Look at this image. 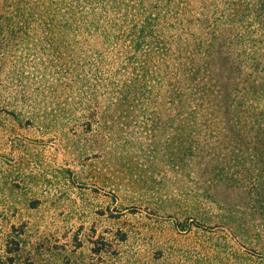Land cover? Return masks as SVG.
Masks as SVG:
<instances>
[{"label": "rangeland", "instance_id": "rangeland-1", "mask_svg": "<svg viewBox=\"0 0 264 264\" xmlns=\"http://www.w3.org/2000/svg\"><path fill=\"white\" fill-rule=\"evenodd\" d=\"M58 2L54 21L71 17L72 9L79 23L57 51L48 41L58 36L35 29L3 68L0 90L14 92L20 82L10 74L23 73L28 105L13 114L0 110V258L7 264H264V230L233 227L235 215L212 201L221 195L234 204L236 196L221 187L195 192L192 178L173 172L159 155L149 168L136 147L119 145L109 154L106 147H85L87 87L100 73L106 77L119 47L112 42L99 65L97 34L86 18L100 3ZM104 9L99 18L106 28L114 13ZM98 97L108 102L101 90ZM131 119L137 138L145 136L148 119Z\"/></svg>", "mask_w": 264, "mask_h": 264}, {"label": "trees", "instance_id": "trees-1", "mask_svg": "<svg viewBox=\"0 0 264 264\" xmlns=\"http://www.w3.org/2000/svg\"><path fill=\"white\" fill-rule=\"evenodd\" d=\"M83 1L100 3L86 18L97 34L98 64L112 42L119 47L106 77L100 73L87 87L85 147H106L108 154L119 145L136 147L151 169L159 155L173 172L192 178L195 192L221 187L236 196L234 204L221 195L212 199L235 215L233 227L264 230V0ZM43 2L40 9L38 1L0 0V85L17 43L44 30L58 36L48 41L56 52L79 23L72 9L56 23L58 0ZM103 4L114 13L106 28ZM10 76L20 85L0 90L6 102L0 110L13 114L28 105V95L23 73ZM99 90L106 104L98 102ZM139 115L148 130L137 138L131 118Z\"/></svg>", "mask_w": 264, "mask_h": 264}]
</instances>
